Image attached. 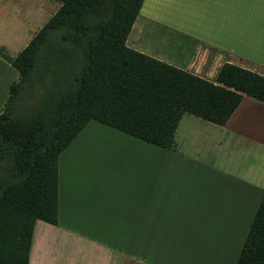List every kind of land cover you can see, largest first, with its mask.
<instances>
[{
  "label": "crops",
  "instance_id": "crops-1",
  "mask_svg": "<svg viewBox=\"0 0 264 264\" xmlns=\"http://www.w3.org/2000/svg\"><path fill=\"white\" fill-rule=\"evenodd\" d=\"M48 4L0 0V111L18 80L2 54L26 47L54 14ZM125 44L210 81L225 63L264 76V0H143ZM247 111L244 97L223 126L184 114L172 149L114 129L86 136L88 122L58 156L57 222L35 221L28 264H235L263 172L232 181L214 160L235 137L264 142Z\"/></svg>",
  "mask_w": 264,
  "mask_h": 264
},
{
  "label": "trees",
  "instance_id": "trees-1",
  "mask_svg": "<svg viewBox=\"0 0 264 264\" xmlns=\"http://www.w3.org/2000/svg\"><path fill=\"white\" fill-rule=\"evenodd\" d=\"M60 1L22 51L2 54L18 80L0 111V264H28L35 221L56 224L58 156L88 122L172 149L184 114L223 126L244 97L264 103L256 71L225 63L210 81L128 48L143 0ZM63 64L71 76L51 80ZM25 91L41 99L20 114ZM235 264H264V192Z\"/></svg>",
  "mask_w": 264,
  "mask_h": 264
},
{
  "label": "rangeland",
  "instance_id": "rangeland-1",
  "mask_svg": "<svg viewBox=\"0 0 264 264\" xmlns=\"http://www.w3.org/2000/svg\"><path fill=\"white\" fill-rule=\"evenodd\" d=\"M48 1H49L48 4L49 12L52 6L53 11L55 13L57 9L60 7L61 1L60 0H48ZM52 69L53 72L49 76L51 80H54L55 77L60 78L62 80L63 78H67L68 76H71L70 66L67 64H63L60 66H53ZM14 74H17L15 70H14ZM9 86L7 87L6 95H8ZM40 99L41 98L35 92L25 91L22 94V97L16 102L15 107L17 108V111L20 114H24L25 111L28 112L34 111L36 108H38ZM250 99L248 97L247 98L245 97V108L248 110L247 113H250L255 118H257V120L259 121L258 125H260L261 121L264 122V107H261L256 103H253V101H250ZM261 129L264 131V127H262ZM258 130H260L259 127ZM82 133L86 136L118 134L116 131L108 127L102 126L93 121H90L88 123L86 129ZM254 138L255 139L246 137L245 139H241L240 141H238V137H235V139L232 140L233 141L232 144L230 143V145L225 146V149L221 153V156L219 154L218 157L215 158L214 162L216 167L224 166V167H229L232 170V181H236V179H238L237 177L238 173L242 174V172L245 169L247 171L252 169L253 176L255 174L258 175V173L262 171L264 178V142H262L261 144H259L258 141L256 142L258 138V133L257 136ZM4 165L5 163L0 165L1 175H3L2 173H5L3 169H5L6 167L4 168ZM6 166H8V163L6 164Z\"/></svg>",
  "mask_w": 264,
  "mask_h": 264
}]
</instances>
